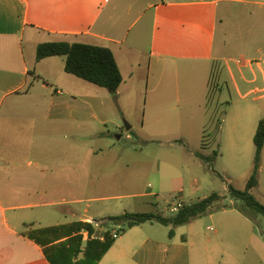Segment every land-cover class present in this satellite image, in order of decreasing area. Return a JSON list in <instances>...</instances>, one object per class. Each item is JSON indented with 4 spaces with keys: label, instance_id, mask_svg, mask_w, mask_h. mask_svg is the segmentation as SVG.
Listing matches in <instances>:
<instances>
[{
    "label": "crops",
    "instance_id": "crops-1",
    "mask_svg": "<svg viewBox=\"0 0 264 264\" xmlns=\"http://www.w3.org/2000/svg\"><path fill=\"white\" fill-rule=\"evenodd\" d=\"M47 42L110 48L123 75L119 91L143 79L145 90L157 94L151 100L157 107L171 99L180 107L181 93L192 92L184 102L204 117L218 86L214 78L223 76L232 103H246L241 115L257 117V125L261 121L264 0H0V264H50L42 247L24 236L30 228L83 221L105 230L78 207L84 201L78 185L85 123L104 122L77 98L85 81L65 72V58L36 60L38 46ZM168 92L176 96L163 95ZM256 131L251 130L247 154ZM98 135L99 130L91 137ZM238 140L230 138L236 153ZM263 174L264 150L255 189ZM179 228L173 238L156 223L130 229L100 264H192L190 242L180 238Z\"/></svg>",
    "mask_w": 264,
    "mask_h": 264
},
{
    "label": "rangeland",
    "instance_id": "rangeland-1",
    "mask_svg": "<svg viewBox=\"0 0 264 264\" xmlns=\"http://www.w3.org/2000/svg\"><path fill=\"white\" fill-rule=\"evenodd\" d=\"M123 15L118 18L124 20ZM134 21L132 17L125 25ZM214 84L218 86L211 93L210 113L204 117L189 102L192 92L181 93L180 107H175V99L157 107L151 102L157 94L145 90L143 79L117 93L85 82L77 98L92 105L104 124L85 123L83 183L78 185H82L84 201L78 207L95 218L98 226L119 232L108 218L123 215L125 208L128 213L171 217L176 214L174 207L218 194L222 199L217 207L178 230L180 238L190 242L192 264H264V218L251 221L228 197L230 186L242 191L247 187L255 147L247 154L245 146L251 130L258 128V119L241 115L246 103H232L223 76L216 75ZM171 94L176 96L163 93ZM261 116L264 119V108ZM125 123L132 127L129 132ZM98 130L99 137H91ZM236 136L239 153L230 149V138ZM91 150L103 152L94 156ZM198 154L209 160H201ZM147 192L156 194L143 198ZM251 192L264 203V174L261 186ZM108 196L118 197L104 199ZM223 205L229 208L219 209ZM156 227L169 234V227L159 223Z\"/></svg>",
    "mask_w": 264,
    "mask_h": 264
},
{
    "label": "trees",
    "instance_id": "trees-1",
    "mask_svg": "<svg viewBox=\"0 0 264 264\" xmlns=\"http://www.w3.org/2000/svg\"><path fill=\"white\" fill-rule=\"evenodd\" d=\"M52 57L65 58L67 74L112 93H117L123 84L121 69L110 48L69 42H47L38 46V62ZM254 145V166L247 187L242 191L230 186L228 197L235 202L233 207L236 210L256 222L259 217L264 218V203L251 192L259 184L264 150V119L259 122ZM198 158L209 160L200 154ZM221 199L220 195L213 194L197 203L181 205L179 211L171 217L163 214L125 213L109 217L108 222L118 227L120 234L147 223H159L169 227V237L173 238L176 228L202 218L217 207ZM227 208L228 205H223L219 209ZM99 228L105 230L101 232L93 223L77 221L41 229L30 228L24 232V236L42 247L50 264H100L113 247L115 239L112 231L103 225H99Z\"/></svg>",
    "mask_w": 264,
    "mask_h": 264
},
{
    "label": "built area",
    "instance_id": "built-area-1",
    "mask_svg": "<svg viewBox=\"0 0 264 264\" xmlns=\"http://www.w3.org/2000/svg\"><path fill=\"white\" fill-rule=\"evenodd\" d=\"M179 209H180V207H174L172 211L177 213L179 211ZM119 236H120L119 232H117V231L113 232V238L114 239H117Z\"/></svg>",
    "mask_w": 264,
    "mask_h": 264
},
{
    "label": "water",
    "instance_id": "water-1",
    "mask_svg": "<svg viewBox=\"0 0 264 264\" xmlns=\"http://www.w3.org/2000/svg\"><path fill=\"white\" fill-rule=\"evenodd\" d=\"M125 129L127 132H129L132 129V127L128 123H125Z\"/></svg>",
    "mask_w": 264,
    "mask_h": 264
}]
</instances>
